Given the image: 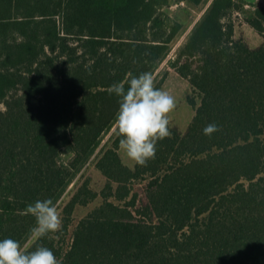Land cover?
<instances>
[{"label": "trees", "instance_id": "obj_1", "mask_svg": "<svg viewBox=\"0 0 264 264\" xmlns=\"http://www.w3.org/2000/svg\"><path fill=\"white\" fill-rule=\"evenodd\" d=\"M171 2L0 0V240L47 247L60 264H264V42L237 37L231 17L242 11L264 36V1L211 0L168 58L186 30ZM166 59L199 103L189 95L186 130L170 123L155 158L130 166L117 129L101 146L119 108L109 87L155 77ZM209 124L219 131L205 135ZM94 156L107 181L99 191L81 182L61 231L78 206L102 200L70 246L61 231L32 240L27 205L57 206Z\"/></svg>", "mask_w": 264, "mask_h": 264}, {"label": "clouds", "instance_id": "obj_2", "mask_svg": "<svg viewBox=\"0 0 264 264\" xmlns=\"http://www.w3.org/2000/svg\"><path fill=\"white\" fill-rule=\"evenodd\" d=\"M151 72L130 76L126 82L114 83L109 93L119 97L116 129L120 148L136 165L147 166L156 156V144L171 136L169 114L176 108V99L168 91L155 85ZM219 131L215 124L204 128L205 135ZM26 212L35 217L30 238L39 240L49 233L62 229V214L51 199L37 200L27 205ZM0 264H60L47 247L39 246L29 251L18 240H0Z\"/></svg>", "mask_w": 264, "mask_h": 264}, {"label": "rangeland", "instance_id": "obj_3", "mask_svg": "<svg viewBox=\"0 0 264 264\" xmlns=\"http://www.w3.org/2000/svg\"><path fill=\"white\" fill-rule=\"evenodd\" d=\"M211 0H208L202 6L192 7L185 1L172 0L169 10L171 14L175 15L179 20L185 24V32L176 42L168 58H174L176 56V51L182 42L186 39L189 30L192 28L196 20L201 16L207 5ZM264 0H257V2H263ZM246 7H250V4H246ZM233 20L236 23V36L243 37L251 46L257 47L264 42V36L255 30L245 19L244 13L242 11H235L232 13ZM155 83L162 80V86L160 89L168 91L176 99V108L169 114V120L171 124L176 125L180 130L185 131L188 127L190 121L195 113V106L189 100V95L193 96L199 103V94L192 90L191 84L188 79L182 77L176 70L169 65L168 59L164 60L155 73ZM116 131V125L112 130L106 135L101 146L105 144L109 138ZM100 148L97 152H99ZM120 154L125 161L130 166L135 163L131 161L125 154V152L120 148ZM94 156L92 160L89 161L88 165L83 169V171L78 175V177L69 186L68 191L64 195L63 199L57 205L58 210L61 212L62 207L65 202L70 198L75 189L81 184L83 180L87 177L91 179V185L97 191L105 185L107 179L106 177L95 167ZM139 185L143 186L145 180H138ZM102 198L99 196L94 201L90 202L86 206H78L73 214L72 221L68 227V230H63L60 232V243L64 245L65 248L69 247L73 237V231L78 220L87 214L92 208L101 202Z\"/></svg>", "mask_w": 264, "mask_h": 264}, {"label": "water", "instance_id": "obj_4", "mask_svg": "<svg viewBox=\"0 0 264 264\" xmlns=\"http://www.w3.org/2000/svg\"><path fill=\"white\" fill-rule=\"evenodd\" d=\"M247 1H249V2H256L257 0H247Z\"/></svg>", "mask_w": 264, "mask_h": 264}]
</instances>
